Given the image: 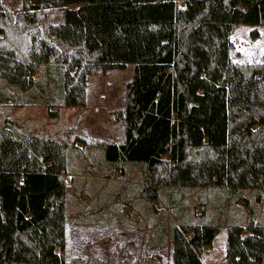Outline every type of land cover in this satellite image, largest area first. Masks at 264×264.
<instances>
[{
	"label": "trees",
	"instance_id": "16d2710c",
	"mask_svg": "<svg viewBox=\"0 0 264 264\" xmlns=\"http://www.w3.org/2000/svg\"><path fill=\"white\" fill-rule=\"evenodd\" d=\"M240 25H264V0H24L16 16L0 0V108L83 107L87 76L132 64L120 143L65 144L1 122L0 264H83L67 258L62 175L78 170L70 166L78 141L98 150L96 173L142 178L137 194V185L118 188L107 216L140 201L149 244L168 241L170 264H204L203 248L222 229L224 264H264V57L232 59L229 36ZM192 189L194 199L181 200Z\"/></svg>",
	"mask_w": 264,
	"mask_h": 264
},
{
	"label": "rangeland",
	"instance_id": "374dc122",
	"mask_svg": "<svg viewBox=\"0 0 264 264\" xmlns=\"http://www.w3.org/2000/svg\"><path fill=\"white\" fill-rule=\"evenodd\" d=\"M2 1L13 16L22 10L24 4V0ZM253 30L258 32L255 39L250 34ZM229 39L232 43L231 57L234 61L251 63L263 60L264 25H240L233 29ZM131 75L132 64L129 63L124 67L109 69L105 73L87 76L86 103L83 107L48 105L46 101L25 106L6 105L0 108V125L5 118H10L14 125L22 131L53 136L65 144H73L77 138L78 140L84 139L86 143L90 144L96 141L120 143L124 137V123L118 117L117 111L123 106L125 85ZM37 76L38 72H35L34 77ZM221 110L222 108L214 110L209 120L212 128L215 126ZM75 147L78 153L72 151L71 169L91 170L95 165H98L95 160L100 157L98 150L91 146L87 147L85 143L79 141ZM90 158L93 161H90ZM134 171V168H130V172L136 175L137 173ZM62 175L66 177L65 173ZM137 179L139 183H142V178L138 177ZM66 182L69 183V180ZM139 187L141 185H138L136 194ZM106 189L111 193L115 191L110 186ZM197 192L199 191L192 189L190 195L181 198V200L186 198L191 201ZM207 196L208 193L205 192V199ZM82 199L78 204L71 203L67 207L70 214V224L67 226L66 234V251L69 261L72 258H80L83 260V264H170V243L167 241L161 247L150 246L148 233L141 230L144 226L147 228L148 220L142 219L141 215L143 214L136 208L141 204L140 201L135 202V207L115 205L116 209L113 211V216L107 219L108 222L92 226V224L82 223L85 219L91 221L92 217L78 215L80 213L88 215L89 204H94L97 199L96 197L89 199L86 196H83ZM155 206L162 215H170V209L163 206L160 201H157ZM237 206L243 211L246 210L242 200L237 203ZM208 208L215 210L210 205ZM257 208L261 209V205H257ZM200 210V206L195 205L197 214L200 213ZM135 212L139 214L138 220H142V228L139 226ZM122 216L125 220L122 219ZM160 219L161 216L156 222L158 223ZM74 221H76L75 224H72ZM200 258L204 264H224V229L218 232L210 246L203 248Z\"/></svg>",
	"mask_w": 264,
	"mask_h": 264
},
{
	"label": "crops",
	"instance_id": "0c3cea01",
	"mask_svg": "<svg viewBox=\"0 0 264 264\" xmlns=\"http://www.w3.org/2000/svg\"><path fill=\"white\" fill-rule=\"evenodd\" d=\"M77 172L74 174L65 175V180H69V183L67 182L69 186V195L70 200L67 205V207L72 203L78 204V202L82 201V197L86 196L87 198L91 199V197H96V202L94 204H89V213L88 215H85L84 213H80L78 216H85V217H100L101 219L108 214V205L115 204L119 201V196H117L118 188L121 187L124 184L129 185H139L142 184L138 181H134L132 179L125 181L124 179H120V172L114 171L111 173L102 172V173H96L92 169H79L76 170ZM133 176L135 175L133 172L131 173ZM110 186L115 191L114 193L109 192L106 188ZM112 210V209H111ZM113 211L111 213V216H113ZM76 212V211H75ZM69 213V212H68ZM135 215L137 217V220L139 218L138 212H135ZM90 218V219H92ZM108 218V216L106 217ZM88 220L85 219L82 221V223L87 222ZM76 221L73 222L75 224ZM106 222L107 219H106ZM78 223V222H77ZM143 231H146L148 233V242L150 237L151 229L144 226ZM150 245V244H149ZM151 246V245H150Z\"/></svg>",
	"mask_w": 264,
	"mask_h": 264
}]
</instances>
